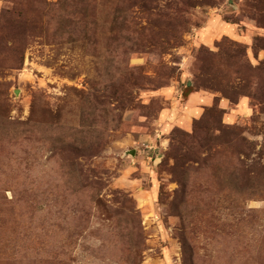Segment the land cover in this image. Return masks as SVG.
I'll return each instance as SVG.
<instances>
[{
  "label": "rangeland",
  "instance_id": "374dc122",
  "mask_svg": "<svg viewBox=\"0 0 264 264\" xmlns=\"http://www.w3.org/2000/svg\"><path fill=\"white\" fill-rule=\"evenodd\" d=\"M0 264H264V0H0Z\"/></svg>",
  "mask_w": 264,
  "mask_h": 264
},
{
  "label": "trees",
  "instance_id": "16d2710c",
  "mask_svg": "<svg viewBox=\"0 0 264 264\" xmlns=\"http://www.w3.org/2000/svg\"><path fill=\"white\" fill-rule=\"evenodd\" d=\"M78 179L81 178V175L79 174ZM84 179V178H83ZM85 184V185H84ZM101 183L98 181V180H95V177L93 180H89L88 179H85L82 181V183H78V186L81 185V188H86V187H89L91 188L92 190H97L98 191V188L96 189L97 186H99ZM77 192H79L77 189H76ZM95 206L96 207H100L102 206V203L100 202V200H96L95 201Z\"/></svg>",
  "mask_w": 264,
  "mask_h": 264
},
{
  "label": "water",
  "instance_id": "95a60500",
  "mask_svg": "<svg viewBox=\"0 0 264 264\" xmlns=\"http://www.w3.org/2000/svg\"><path fill=\"white\" fill-rule=\"evenodd\" d=\"M133 154V153H132Z\"/></svg>",
  "mask_w": 264,
  "mask_h": 264
}]
</instances>
